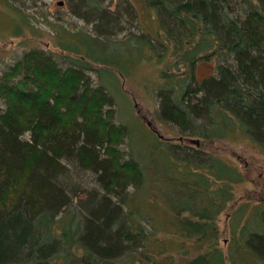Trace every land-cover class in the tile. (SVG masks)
I'll list each match as a JSON object with an SVG mask.
<instances>
[{"label": "trees", "instance_id": "obj_1", "mask_svg": "<svg viewBox=\"0 0 264 264\" xmlns=\"http://www.w3.org/2000/svg\"><path fill=\"white\" fill-rule=\"evenodd\" d=\"M0 1V39L36 33L23 4L40 0ZM62 1L85 27L47 20L58 51L0 72V264H264V207L230 212L221 238L241 167L192 142L239 132L264 150V0ZM140 72L176 135L136 112Z\"/></svg>", "mask_w": 264, "mask_h": 264}, {"label": "rangeland", "instance_id": "obj_2", "mask_svg": "<svg viewBox=\"0 0 264 264\" xmlns=\"http://www.w3.org/2000/svg\"><path fill=\"white\" fill-rule=\"evenodd\" d=\"M59 1L60 0H40L36 3L26 1L23 4V7L27 12L36 16V33H30L28 30L23 36L17 38L7 36L4 39H0V72H3L9 64L13 63L17 58L22 57L23 53L28 49L30 50L31 48L38 46L45 50L50 48L58 51L57 47L54 45L52 46L54 41L51 37V29L47 20L62 18L64 20L67 19L77 22L80 26L85 27V23L82 20L74 18L75 16L71 15L65 4H58ZM117 1L118 0H113V6L117 3ZM10 18L13 22H18L17 18L15 21L13 20L12 14ZM7 24H9V17L7 13H5V10H3V6L0 1V36L6 33L5 29L9 31L10 27L5 26ZM215 69V59L201 61L197 64L195 77L200 81L205 77L214 74ZM136 76V80L130 78L125 82V86L131 94L130 98L136 112L139 113L145 122L148 121L150 124L154 125L155 129L161 135L166 137L176 135V126L170 127L159 123L153 115L154 100L148 94V90L141 84V82H139L140 80H145L147 75L144 72H140ZM149 77L150 79H155L156 75L153 72H149ZM128 120L132 121L131 117ZM200 144H203L204 148L208 151L236 161V163H238L241 167L246 178L243 183L236 186V199L230 204L228 211L224 212L220 218V225L222 227L221 238L223 245L226 246L231 233L229 213L236 210L240 205L246 203L249 204V213L264 207V150L249 137L241 136L239 132L229 134L224 140H208L207 142L203 141V143L200 141ZM124 146L125 144L120 145V149L123 151V156L126 157ZM84 176L86 177V175ZM73 181L75 183L80 181L86 187L90 186L88 182H84L85 180L83 181V179L81 181V178L76 177V175ZM77 196L78 198H84L81 194ZM13 197L14 194H11L10 199L12 200ZM243 257L244 255H241L240 259ZM245 258H243L241 264H246L245 260L248 261V258ZM177 261L182 260L177 257ZM256 262V260L253 261V264H257Z\"/></svg>", "mask_w": 264, "mask_h": 264}, {"label": "water", "instance_id": "obj_3", "mask_svg": "<svg viewBox=\"0 0 264 264\" xmlns=\"http://www.w3.org/2000/svg\"><path fill=\"white\" fill-rule=\"evenodd\" d=\"M64 1L60 0L58 2L59 5H63ZM192 142L196 143L197 145L200 144L199 140H192Z\"/></svg>", "mask_w": 264, "mask_h": 264}]
</instances>
